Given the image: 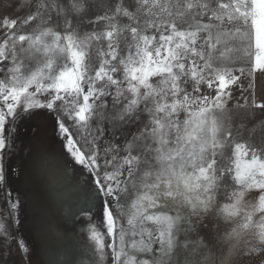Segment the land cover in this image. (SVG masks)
I'll list each match as a JSON object with an SVG mask.
<instances>
[{"label": "snow or ice", "instance_id": "1", "mask_svg": "<svg viewBox=\"0 0 264 264\" xmlns=\"http://www.w3.org/2000/svg\"><path fill=\"white\" fill-rule=\"evenodd\" d=\"M18 7L0 24V264H44L10 161L53 145L89 264H264V0Z\"/></svg>", "mask_w": 264, "mask_h": 264}, {"label": "rangeland", "instance_id": "2", "mask_svg": "<svg viewBox=\"0 0 264 264\" xmlns=\"http://www.w3.org/2000/svg\"><path fill=\"white\" fill-rule=\"evenodd\" d=\"M21 0H0V24L5 18H18ZM242 80L244 78L242 77ZM254 91L258 97L264 91V77L257 73L254 78ZM248 80H244V87H248ZM59 146L53 145L50 156L43 162L29 160L26 156L17 155L10 163L24 164L25 176L20 180L13 177V195L19 194L24 199L26 208V228L33 239L40 258L44 264H89L91 250L88 248L85 233L89 225L75 219L65 218V210L82 204L85 193L77 187L75 177L69 169L65 176L57 167ZM11 191V190H10ZM5 193L0 189V208L3 207ZM39 218L51 228V234L45 241H41L33 229L34 220Z\"/></svg>", "mask_w": 264, "mask_h": 264}]
</instances>
